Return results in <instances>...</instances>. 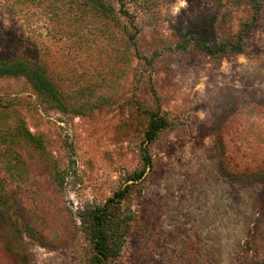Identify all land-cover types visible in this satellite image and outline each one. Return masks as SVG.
<instances>
[{
  "label": "rangeland",
  "instance_id": "1",
  "mask_svg": "<svg viewBox=\"0 0 264 264\" xmlns=\"http://www.w3.org/2000/svg\"><path fill=\"white\" fill-rule=\"evenodd\" d=\"M100 1L0 0V62L40 64L65 104L0 76V264L91 263L80 209L143 167L151 111L171 123L113 264H264V0L216 55L197 42L235 39L249 0Z\"/></svg>",
  "mask_w": 264,
  "mask_h": 264
},
{
  "label": "trees",
  "instance_id": "2",
  "mask_svg": "<svg viewBox=\"0 0 264 264\" xmlns=\"http://www.w3.org/2000/svg\"><path fill=\"white\" fill-rule=\"evenodd\" d=\"M94 1L101 4L100 0ZM249 1L255 12L253 20L244 24L235 39L225 38L216 45L203 41H198L197 44L210 55L244 52V34L256 25L258 11L261 7L259 0ZM135 35V33L129 32V38L133 44H135ZM20 74L26 75L29 78L35 90L42 97L50 99L59 107L65 106L56 85L43 66L25 58H16L0 62V76H15ZM170 123L171 121L165 114L151 111L149 113V122L145 129V141L140 148L143 167L129 174L126 184L105 202L98 204L88 203L80 209L81 229L92 244L90 264H113V260L120 255L132 220L129 204L127 205L125 203L131 196L133 182L140 180L145 174V171L153 165V156L149 149L150 143ZM28 134L30 135V132Z\"/></svg>",
  "mask_w": 264,
  "mask_h": 264
}]
</instances>
